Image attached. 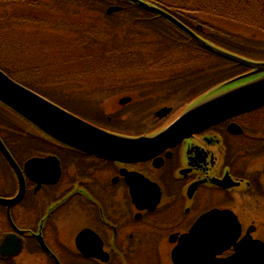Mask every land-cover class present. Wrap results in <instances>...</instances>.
Masks as SVG:
<instances>
[{
  "label": "flooded vegetation",
  "instance_id": "1",
  "mask_svg": "<svg viewBox=\"0 0 264 264\" xmlns=\"http://www.w3.org/2000/svg\"><path fill=\"white\" fill-rule=\"evenodd\" d=\"M177 44L195 46L183 36ZM167 52L163 51V58ZM199 54L203 57L197 48L189 59L195 65L182 58V80L165 82L149 92L135 93L132 86L124 96L123 83L91 82L86 87L90 99L86 102L112 101L89 109L105 114L110 124L76 112L73 104L60 103L100 128L128 136L156 135L218 84L201 87L205 74L213 78L214 73L213 68L201 72ZM14 67L6 66L9 77L47 98L33 80L36 75L21 76ZM116 68L107 66L108 72ZM175 87L182 89L170 90ZM55 88V94L65 100L81 97L74 87L65 94ZM122 98L128 101L121 103ZM115 100L118 105L110 108ZM114 120L119 128L112 126ZM0 139L23 177L20 198L0 204V264H173L171 252L182 235L213 210L232 213L239 228L234 242L210 245L225 248L214 254L217 262L232 256L243 238L253 242L248 245L264 248V105L135 163L111 161L59 145L1 106ZM32 159L47 161L27 165ZM2 167L7 170L4 181ZM19 189L14 169L0 153V198L15 199ZM252 253L256 259L260 249L243 254L247 264ZM198 257L208 260L200 253ZM257 260L255 264H260L261 259Z\"/></svg>",
  "mask_w": 264,
  "mask_h": 264
},
{
  "label": "rangeland",
  "instance_id": "2",
  "mask_svg": "<svg viewBox=\"0 0 264 264\" xmlns=\"http://www.w3.org/2000/svg\"><path fill=\"white\" fill-rule=\"evenodd\" d=\"M173 1L175 0L171 2ZM37 2L44 6L43 10L28 8L17 0L5 2L4 9L11 14L17 13L16 16L21 18V22L0 30V55H3L4 64L15 66V72L21 76L36 75L33 80L41 86V92L48 99L62 106L64 105L60 102L73 104L75 106L72 108L76 112L90 119L110 124L105 114L89 109L99 107L101 104L98 100L86 102L90 101L87 98L86 87L91 82L112 80L111 82L114 83H123L124 92L130 91L132 86V91L135 93L149 92L176 77L172 75L182 67V51L179 52V48L171 49L163 59L161 58L162 60L155 62V58L160 56L156 55L160 42L152 38L153 36H148L152 31L137 35L135 31L129 30L123 34L113 29L116 28L115 26L100 25L102 10L104 13L106 10L102 1L38 0ZM181 2L182 7H196L193 3L195 1ZM203 2L208 10H204L206 14L203 15L194 14L195 18L200 16L199 19L197 18L199 21L230 33L238 40L253 39L264 42V37L262 41L258 40L260 36L254 35L252 33L254 30L247 26L251 21L264 24V9L258 7L262 5L261 1L203 0ZM200 9L202 10L201 7ZM27 14L34 18H26L29 16ZM42 19V22H37ZM182 49L186 51L184 46ZM199 55L203 58L201 62L199 61L203 68L207 65H218L215 58ZM185 60L189 64L193 63L189 62L188 57ZM109 64H116L117 68L108 72ZM214 70L213 68L211 71L214 73ZM55 86L63 94L68 88L74 87L76 94L81 97L76 100H65L55 94ZM125 93L124 96H127L128 92ZM111 101L105 99L103 104H109ZM114 102L116 103L117 100ZM114 102L109 106L110 108L118 105ZM103 104L101 105L104 106ZM113 125L119 128L115 120ZM2 168L4 169L1 170V178L4 181L7 180L5 177L7 170L5 167ZM216 201H219V198H215Z\"/></svg>",
  "mask_w": 264,
  "mask_h": 264
},
{
  "label": "water",
  "instance_id": "3",
  "mask_svg": "<svg viewBox=\"0 0 264 264\" xmlns=\"http://www.w3.org/2000/svg\"><path fill=\"white\" fill-rule=\"evenodd\" d=\"M129 1L138 3L165 18L204 49L252 69L250 73L235 80L260 73L262 75L197 102L168 127L153 136L126 137L100 129L12 81L1 71L0 103L65 147L122 163H135L150 159L198 131L264 105V62H249L238 58L209 44L168 13L139 0ZM117 9L119 8H110L107 12ZM126 100H122L121 103ZM0 153L14 169L20 182L19 194L15 199L0 198V204L8 205L20 198L23 192V177L18 165L1 140ZM46 161V159H32L27 162V165L44 164ZM233 217L234 215L227 210H213L201 216L189 233L182 235L178 245L172 250L173 264H247V261L244 262L243 254L246 251L257 249H260L257 257L261 259L260 264H263L264 248L255 246V244L248 245V243H253L249 238H243L241 245L235 246V253L232 256L220 259L218 262L214 259V254L220 253L225 248H214L210 245L227 241L234 242L239 234L238 224L234 222L235 217ZM222 220L226 221L223 222L224 226ZM222 227L228 229H222ZM199 253L208 260L201 261L198 257ZM257 257L255 259L252 253L249 259L250 264L259 261Z\"/></svg>",
  "mask_w": 264,
  "mask_h": 264
},
{
  "label": "trees",
  "instance_id": "4",
  "mask_svg": "<svg viewBox=\"0 0 264 264\" xmlns=\"http://www.w3.org/2000/svg\"><path fill=\"white\" fill-rule=\"evenodd\" d=\"M15 1V0H11ZM20 3H23L28 8L39 10L43 7L38 0H17ZM35 1V2H34ZM58 0H55L57 2ZM97 2L102 1L104 7H108L113 4H117L122 6L123 8L110 16H106L104 11L102 10L101 13V22H99L100 25H112L115 26L118 31L122 32L123 34H126L125 32H128L129 30L135 31L137 35H143L146 34L149 31H152L148 36H153L152 38H155L158 42H160V46L156 49V55L155 61L159 62L162 58L163 50H171L179 48V52H181L182 48L179 47V45H176V43H180L182 40V32L177 29L174 25H172L169 21L166 19L158 16L157 14L150 13L147 10L142 9L137 4H132L129 1L126 0H95ZM145 2H148L149 4H154L163 10L169 12L171 15H173L176 19L181 21L183 24H185L187 27L195 31L196 33L200 34L204 39H206L208 42L214 44L215 46L230 51L232 53L238 54L240 56L253 59V60H264V42H257L256 40L249 39L248 41H243L242 39H237L234 37V35L224 32L214 26H211L210 24H205L197 18L194 17V14H206L204 10H208L207 5L204 4L203 0H190L195 1L193 3L196 4L195 6H188V7H182V0H175L171 2L172 0H143ZM202 1V2H200ZM262 2V5L258 6L261 9H264V0H258ZM5 2H9V0H0V30L3 28L8 27L11 24H20L21 18L19 16H16V14H11L8 11L4 9ZM191 3V2H189ZM202 8V10L200 9ZM91 8L92 7H87ZM9 15V16H8ZM26 18L30 17V14H27ZM40 17V16H37ZM34 18V17H30ZM116 19V21H115ZM118 19V20H117ZM13 22H10V21ZM29 19H26L28 21ZM42 20H39L37 22H42ZM250 29H253L252 33L254 35L260 36V41H262V37H264V24L263 23H257L251 21V23L247 24ZM112 29V30H113ZM156 33H154V32ZM163 34H179L180 37L174 38V37H156V35H163ZM80 35V34H79ZM89 47V45H88ZM161 48V49H160ZM186 50H193L197 49L195 46L188 45L185 47ZM89 50V49H88ZM209 56L216 58V56L212 54H208ZM3 55H0V67L5 65L4 60L2 59ZM218 60V68L219 70L214 74L213 78H210L209 74H205V69L201 70L203 74H205V78L203 79L204 84H202V88H209L212 84L220 83L224 80H227L235 75H238L246 70L244 66L235 64L233 62L227 61L223 58L217 57ZM156 62V63H157ZM118 64V63H116ZM228 65V66H227ZM227 66V67H226ZM178 72H175L172 76L176 75L173 79L167 80L166 82L171 81H179L182 80V73L181 71L177 70ZM211 79L216 80L212 83ZM182 88H170L172 91H178ZM206 89H203L205 91Z\"/></svg>",
  "mask_w": 264,
  "mask_h": 264
}]
</instances>
